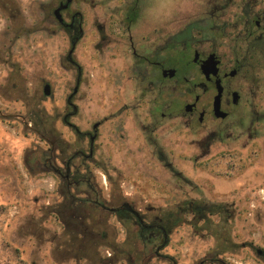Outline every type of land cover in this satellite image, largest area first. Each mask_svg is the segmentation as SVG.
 I'll return each mask as SVG.
<instances>
[{
  "label": "rangeland",
  "instance_id": "374dc122",
  "mask_svg": "<svg viewBox=\"0 0 264 264\" xmlns=\"http://www.w3.org/2000/svg\"><path fill=\"white\" fill-rule=\"evenodd\" d=\"M55 1L0 0V264H18L4 244L17 249L26 264H199L209 258L217 262L203 264H264L254 251L241 248L249 243L263 249L264 243V56L246 55L242 41L245 17L262 14L264 0H141L138 36L160 32L164 22L176 31L215 6H226L219 15L229 20L232 51L252 57L262 70L254 71L251 82L256 95L250 114L260 121L244 134L225 135L210 150L202 135L169 122L151 131L148 114L156 93L142 95L126 70L127 56L112 39L104 45L97 35L113 3L84 5L86 30L75 51L81 74L71 122L86 128L105 119L104 165L90 168L104 179L70 186L42 167L57 135L68 138L59 116L70 110L66 97L78 77L67 65L65 34L51 19ZM45 84L49 96L43 94ZM178 103L173 97V110ZM96 201L154 207L160 216L203 207L219 210L222 224L209 226L182 215L168 246L155 255L140 243L125 242L122 227L94 206ZM227 210L234 215L225 226ZM226 229L235 243L231 253L224 244Z\"/></svg>",
  "mask_w": 264,
  "mask_h": 264
},
{
  "label": "flooded vegetation",
  "instance_id": "af4514ba",
  "mask_svg": "<svg viewBox=\"0 0 264 264\" xmlns=\"http://www.w3.org/2000/svg\"><path fill=\"white\" fill-rule=\"evenodd\" d=\"M107 1L112 2L113 7L108 9V18L97 27V35L104 45L112 39L120 55L127 56L129 63L125 65L126 70L142 95L151 91L156 93L148 114L151 131L169 122L191 135H202L205 146L210 150L213 144L222 143L225 135L244 134L250 124L260 121L250 114L256 95L251 82L256 81L254 71L262 70L256 69L257 61L251 62L252 57L239 56L236 49L232 51L229 20L219 15L226 6H215L211 13L184 23L176 31H169L167 22H164L160 32L138 36L135 28L141 17V0ZM90 3L92 0H56L51 10L53 23L67 40V65L77 71L78 77L72 92L66 97L70 110L59 116L69 132L68 138L57 135L56 141L50 143L49 156L42 167L67 186L91 184L104 179L103 174L94 176L90 168L101 169L104 165L100 139L105 119L95 121L86 128L71 122L76 115L72 101L78 93L81 74L75 51L86 30L83 6ZM196 17H199L198 13ZM245 19L242 41L246 50L243 48V51L248 56L252 53L264 56V12L248 14ZM159 96L162 100L156 103ZM173 97L179 99L178 110L172 109ZM187 106H190L188 110ZM94 206L113 216L122 227L125 242L140 243L155 255L168 246L169 236L182 215L189 214L192 221L208 223L209 226H215L219 221L222 224V220L216 218L220 215L219 210L211 211L203 207L165 211L160 216L161 210L154 207L144 210L130 204L109 207L97 201ZM233 215L234 211L226 215L225 226L232 223ZM96 235L106 241L104 233ZM95 239L90 241L95 242ZM116 242H120L117 237L115 245ZM224 244L226 252L231 253L235 244L231 230L226 229ZM262 247L255 248L249 243L241 245L242 249L254 251L264 261V243ZM204 262L216 263L217 259H205L199 264Z\"/></svg>",
  "mask_w": 264,
  "mask_h": 264
},
{
  "label": "trees",
  "instance_id": "16d2710c",
  "mask_svg": "<svg viewBox=\"0 0 264 264\" xmlns=\"http://www.w3.org/2000/svg\"><path fill=\"white\" fill-rule=\"evenodd\" d=\"M4 247L8 248L9 252H11L15 257L18 264H26L24 261L19 259V251L15 248L9 247V245L4 244Z\"/></svg>",
  "mask_w": 264,
  "mask_h": 264
},
{
  "label": "water",
  "instance_id": "95a60500",
  "mask_svg": "<svg viewBox=\"0 0 264 264\" xmlns=\"http://www.w3.org/2000/svg\"><path fill=\"white\" fill-rule=\"evenodd\" d=\"M43 94H44V96H49L50 95V86L48 84L43 87ZM189 108H190V106H187L186 110H188Z\"/></svg>",
  "mask_w": 264,
  "mask_h": 264
}]
</instances>
